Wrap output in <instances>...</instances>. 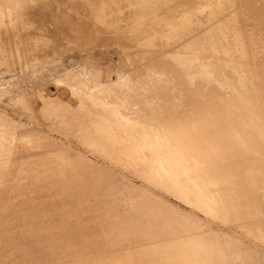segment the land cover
I'll use <instances>...</instances> for the list:
<instances>
[{
	"label": "bare ground",
	"instance_id": "6f19581e",
	"mask_svg": "<svg viewBox=\"0 0 264 264\" xmlns=\"http://www.w3.org/2000/svg\"><path fill=\"white\" fill-rule=\"evenodd\" d=\"M172 1L70 0L69 7L54 13L55 22L50 29L53 32L69 31L82 44L92 43L99 47L101 43L115 44L123 58L133 52L150 61L169 62L167 67L176 68L178 77L189 85L196 84L194 89L201 88L200 85L214 84L218 90L217 96L214 104L211 102L212 107L207 104V113L211 115L210 121L216 123V135L228 145L229 153L209 137L210 128L199 133L196 125H188L181 113L190 108L181 110L184 106L182 101L166 103L162 99L155 100L160 91L155 89L154 80L146 85L143 78L148 74L142 67L137 69L136 75L119 74L110 82H99L93 72L78 73L71 69L66 72V79L56 78L51 82L55 91L48 88L49 83L43 87L38 85L29 95L18 96L16 105L32 117L39 114L54 121L57 128L66 134L78 136L80 139L76 138L94 153L126 166L214 221L241 224L248 233L264 241V69H258L252 61L256 55L251 57L247 54L249 49H245L246 43L242 32L238 31L239 26L234 30L237 35L234 43L242 47L238 60L242 73L237 75L236 83L219 77L224 60L221 62L217 52L226 51L228 39L225 28L228 23L225 20L238 18L237 0H204L197 6L193 4L181 8L180 14L168 15L172 10H177L173 8L176 4ZM46 6V2L35 4L30 0H0V66L11 63L13 52L18 59L25 57L27 42L22 31L32 28L33 22L24 20L23 14L38 15L39 24L34 28L41 31L46 25L43 21ZM9 32L13 33L11 37ZM14 36L16 38L12 39ZM178 43L192 52L189 55L173 52L171 46ZM36 44L35 39L32 45ZM248 44L251 48L252 45ZM131 46H136L134 51L129 49ZM107 50H98L99 56H103ZM204 54L211 57L210 64L205 61L190 64L192 59ZM226 57L228 62L230 55ZM159 83L164 86L163 90L168 88L167 79L159 80ZM60 85L66 97L61 95ZM10 86L9 79L0 86V94L12 92ZM138 88L141 89L136 93ZM197 88L195 93L201 94ZM188 89L190 91L193 87ZM16 118L0 111V166L9 160L15 127L19 122ZM201 119L198 116L197 120ZM208 121L203 120L202 123L207 128ZM74 264L206 263L198 240L189 231H181L139 248L122 249Z\"/></svg>",
	"mask_w": 264,
	"mask_h": 264
},
{
	"label": "rangeland",
	"instance_id": "374dc122",
	"mask_svg": "<svg viewBox=\"0 0 264 264\" xmlns=\"http://www.w3.org/2000/svg\"><path fill=\"white\" fill-rule=\"evenodd\" d=\"M30 1L35 4L46 2L45 10L48 15L46 12L43 16L46 25L40 31L39 28H34L39 24L38 15H35V18L33 15L23 14L24 20L33 22L32 28L22 31L27 42L25 57L18 59L13 52L11 63L0 66V86L10 79L12 91L5 95L0 94V111L17 117L19 121L15 127L10 155L7 156L9 160L6 158L7 163L0 166V172L3 174H0L2 178H0V264L85 262L96 256H106L122 249L139 248L181 231H189L198 240L206 264H264V241L248 233L241 224L214 221L126 166L110 162L94 153L78 140L80 139L78 136L77 139L75 135L66 134L57 128L54 121L39 114L32 117L21 111L15 102L18 96L29 95L38 85L43 87L49 83L48 88L55 91L56 88L52 87L54 85L51 82L56 78L64 79L67 76L66 72L71 69L78 73L93 72L99 82H110L119 74L136 75L142 67L141 69L148 75L151 72L149 77L147 75L143 78L146 85L154 80L155 89L160 91L159 97L155 100L162 99L166 103L182 101L184 106L180 108L181 110L191 109L181 113L188 125H196L199 133L203 129L205 131L212 128L209 129L210 133L206 131L209 137L211 136L214 143L220 144L221 148L229 153L228 145L216 135V123L210 121L211 115L207 113L206 108L207 104L212 107L215 102L213 100L216 99L218 91L216 86L200 85L203 87L202 89L198 87L201 94H196L194 91L197 88L194 89L196 84L189 85L180 79L176 68L169 65V68L167 67L169 62L157 59L150 61L147 57L134 55L133 52L123 58L115 44L101 43L104 47L100 45V48L97 44H82L69 31L53 32L50 28L54 26V13L69 7L70 0ZM173 1L172 3L176 4L173 8L177 10H172L171 13H167L168 15L180 14L181 8L193 4L197 6L204 0H186L187 3L185 0ZM237 5L238 18L225 20L228 23L225 28L228 37L226 51L217 52L221 62L224 60L219 77L227 79L230 83H236L237 75L242 73L241 64L238 62L242 47L234 43L237 38L234 34L236 27L240 26L238 31L243 34L247 47L245 49H249L247 54L249 53L251 57L256 55L252 61L257 64L258 69H264V0H237ZM46 27L49 29H44ZM9 34L10 37L13 35L12 32ZM14 38L16 36L12 37ZM35 39L37 44L32 45ZM248 43L252 45L251 48ZM179 44L171 46L173 52H184L187 55L192 52L191 49ZM135 48L136 46H131L129 49L134 51ZM98 50L107 51L103 56H99ZM226 55H230L233 60L231 61L229 57L227 62ZM211 60V57L204 54L192 59L190 64H201L203 61L210 64ZM164 79L168 80L166 90H163L164 86L159 83V80ZM190 87L193 89L188 91ZM62 89L60 85L59 90L62 93L60 94L66 97ZM140 89H136V93ZM206 95L209 97L208 100ZM247 95L250 97L249 93ZM193 116L196 120H193ZM198 116L202 118L201 121L197 120ZM203 120L204 122L209 120L208 128L202 124ZM2 167L4 169H1Z\"/></svg>",
	"mask_w": 264,
	"mask_h": 264
}]
</instances>
